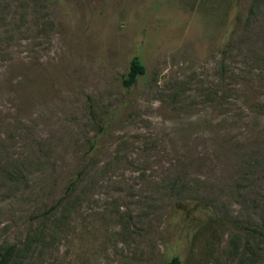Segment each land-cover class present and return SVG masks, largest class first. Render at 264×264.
Returning <instances> with one entry per match:
<instances>
[{
    "label": "rangeland",
    "instance_id": "rangeland-1",
    "mask_svg": "<svg viewBox=\"0 0 264 264\" xmlns=\"http://www.w3.org/2000/svg\"><path fill=\"white\" fill-rule=\"evenodd\" d=\"M9 246L8 264H264V0H0Z\"/></svg>",
    "mask_w": 264,
    "mask_h": 264
},
{
    "label": "trees",
    "instance_id": "trees-1",
    "mask_svg": "<svg viewBox=\"0 0 264 264\" xmlns=\"http://www.w3.org/2000/svg\"><path fill=\"white\" fill-rule=\"evenodd\" d=\"M145 67L140 62L137 57L132 58L129 64V68L122 80V84L124 87H131L138 79V77L143 76L145 74ZM80 173L75 174L73 180H71L69 186L67 187V192L73 191V187L75 186L77 180L79 179ZM61 203V202H60ZM59 204L53 205L48 208L45 212L47 215H50L51 212L55 211L58 208ZM14 251V246H9L4 253L0 255V264H8L11 254ZM167 264H181L178 257H172Z\"/></svg>",
    "mask_w": 264,
    "mask_h": 264
}]
</instances>
